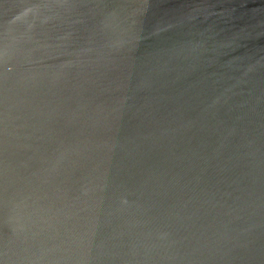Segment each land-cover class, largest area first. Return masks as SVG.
Masks as SVG:
<instances>
[{
  "label": "water",
  "instance_id": "water-1",
  "mask_svg": "<svg viewBox=\"0 0 264 264\" xmlns=\"http://www.w3.org/2000/svg\"><path fill=\"white\" fill-rule=\"evenodd\" d=\"M0 264H264V0H0Z\"/></svg>",
  "mask_w": 264,
  "mask_h": 264
}]
</instances>
